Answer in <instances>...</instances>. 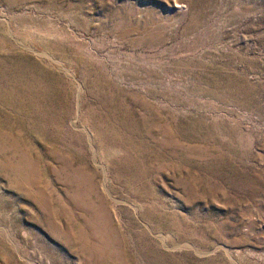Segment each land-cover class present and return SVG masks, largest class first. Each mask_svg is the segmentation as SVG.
<instances>
[{
  "label": "rangeland",
  "instance_id": "obj_1",
  "mask_svg": "<svg viewBox=\"0 0 264 264\" xmlns=\"http://www.w3.org/2000/svg\"><path fill=\"white\" fill-rule=\"evenodd\" d=\"M0 264H264V0H0Z\"/></svg>",
  "mask_w": 264,
  "mask_h": 264
}]
</instances>
